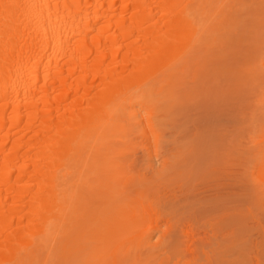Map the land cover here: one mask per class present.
Masks as SVG:
<instances>
[{
	"label": "bare ground",
	"instance_id": "bare-ground-1",
	"mask_svg": "<svg viewBox=\"0 0 264 264\" xmlns=\"http://www.w3.org/2000/svg\"><path fill=\"white\" fill-rule=\"evenodd\" d=\"M263 8L0 0V264H264ZM206 84L219 143L127 177L125 118L150 158Z\"/></svg>",
	"mask_w": 264,
	"mask_h": 264
},
{
	"label": "rangeland",
	"instance_id": "rangeland-1",
	"mask_svg": "<svg viewBox=\"0 0 264 264\" xmlns=\"http://www.w3.org/2000/svg\"><path fill=\"white\" fill-rule=\"evenodd\" d=\"M260 57H262V55ZM213 90H214L213 84H206V86L203 87L202 90L197 92V95L193 100L194 102L192 101V103L185 104L184 107H179L175 109L172 113L166 115L165 112L164 113L161 112L163 114L161 118L158 119V121H160V123L162 122L161 124L163 125L159 124L158 122L159 124L158 128L161 127L162 129H164V131L162 130L163 131L162 132L160 131L161 129H159L160 133L158 134L161 136V138H159L157 144L154 145L153 151L151 153L152 155H150V158H149V154L145 152L142 147V139H141L142 137H141L140 128L137 127L136 122L134 120L128 119V117L125 118L126 119L125 124L127 125L126 135L123 139H118L116 140V142H114L115 143L114 149L122 150V152L123 151L125 152L123 158L121 159V162H122V169L124 172H126L127 177H132V178H137L138 176L142 177L144 176V174H147L149 172L150 173L153 172V174L159 172V174H161V172L164 169L163 166L166 165L167 159L169 160L170 165L173 163V159H174L175 163H173V165L175 164L174 166L176 168V163H178L181 160V158L176 159L175 157H177L179 153H182V156H185L184 154L188 149V148L186 149V146L189 147L188 145L190 144L195 143L196 146L198 147L200 146L204 147L207 144H209L208 141L210 142L211 145H214L215 142L216 144L217 142L219 143V139L215 135L216 133L217 134L219 133V130L217 128H216L217 130H214L216 132H214V135L212 134L213 136L210 134L212 137V139L210 138V140L207 139L208 133H203L202 132L203 130L200 129V125L204 123L203 121L206 118H208V116L215 115V109L212 107L213 98L211 99V97L213 96L210 95L213 92ZM166 116H168L170 120H168ZM166 120L168 121L166 122ZM197 128H199L201 132H199ZM196 132H198L197 134L200 135H197ZM206 134H207L206 141L201 140V138L203 139L206 137ZM195 136L196 138H194ZM182 150H184V152ZM169 151H172L171 155H169L170 154ZM163 160L165 164L161 162ZM167 164L169 166V163ZM168 166L165 167L168 168ZM168 169L170 171L171 166ZM176 169L179 168L177 167ZM174 170L175 169H173L172 166L170 174ZM166 171L168 170H165V172ZM170 174L165 173V175H163L162 173L161 178L163 179L165 178L164 176L167 175L169 176ZM157 225H159V228H157ZM165 229L166 226L164 225V223L157 224L154 222L151 225H146L143 228L144 231L149 232L153 236H155L153 242L158 239L160 231H164Z\"/></svg>",
	"mask_w": 264,
	"mask_h": 264
}]
</instances>
